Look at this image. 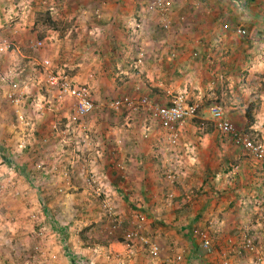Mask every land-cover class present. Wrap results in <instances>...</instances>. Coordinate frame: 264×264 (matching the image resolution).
Segmentation results:
<instances>
[{"label": "rangeland", "instance_id": "1", "mask_svg": "<svg viewBox=\"0 0 264 264\" xmlns=\"http://www.w3.org/2000/svg\"><path fill=\"white\" fill-rule=\"evenodd\" d=\"M218 11L239 15L234 22L221 17L224 33L241 41L249 35L248 24L257 23L260 41L264 0H0V264H264V194L239 196L242 206L252 208L242 212L261 224L231 230L233 224L223 223L234 204L219 215L220 224L204 217L216 212L197 209L199 198L209 199L210 187L190 172L196 161L185 167L182 158L189 150L182 144L190 137L187 125L202 104L186 92H169L158 103L148 76L152 50L160 45L168 48L166 57L176 58L185 31L201 27L199 14L206 19ZM191 52L200 57L199 50ZM64 84L88 90L93 106L86 114H78V100ZM177 99L199 110L177 123L174 136L152 107ZM157 122L164 132L161 161L153 164L151 158L145 165L131 141L148 140L147 124ZM232 123L264 146L261 130ZM215 127L220 138L255 160L253 171L263 179L252 182L264 187V159ZM190 148L189 155L197 153ZM234 164L226 160L222 168ZM128 168L135 174H125ZM9 187L10 194H2ZM203 187L208 188L201 193ZM218 196L216 204L227 197ZM21 202L27 210L8 208ZM191 219L187 239L184 225Z\"/></svg>", "mask_w": 264, "mask_h": 264}, {"label": "crops", "instance_id": "2", "mask_svg": "<svg viewBox=\"0 0 264 264\" xmlns=\"http://www.w3.org/2000/svg\"><path fill=\"white\" fill-rule=\"evenodd\" d=\"M247 2H245V5L248 4ZM227 13L229 12L218 11L212 15L210 14L206 19L199 14V23L201 27L197 28L196 32L189 29L186 30L185 32L188 38L183 36L182 39H180L178 43L180 46L179 49L178 44H173L178 49L176 51L178 54L176 58L171 59L170 56L166 57L165 54L168 53V48L166 49L159 45L158 51L152 50L149 53V60L147 62L151 64L148 76L152 80L150 85L155 91L152 90V95H156V101L158 103L161 102L163 104L169 92H186L188 95L194 97V100L201 102L202 107L200 115L195 117L194 121H192V119L187 125L186 131L190 137L187 139L183 138L182 144L184 147H189V150L182 158H184L185 167L189 162L196 161V165L189 169L190 172L196 174L198 177L203 176L204 182L210 187L209 199L201 200L199 198L198 202H196L197 209L204 210L215 208L216 212L211 217V213H206L204 217H207L213 224H220L224 221H222L219 215H226L227 212L225 213L224 210H229L231 205L234 204L232 211H230L229 219L226 220L227 223H223L227 226L233 224L231 230H234V228L239 225H255L256 223L261 224L262 220L264 221V217H262L261 221L249 220L248 214H244L242 211L246 212V210L252 208L250 206L248 208L242 206L241 199L239 200L240 195L246 197L257 194L263 195V185H261V183L255 185L254 182H252V178L262 180L263 177L260 171H253L252 166L258 167L253 158L249 159V156H247L240 147L236 146L232 140L220 138L218 136L219 130L215 127V120L211 115L210 108L217 105L216 103L223 104L225 107V110L223 109L224 116H226L228 120L235 122L239 127L246 126L261 130L264 137V38H262L264 37V32L262 33L261 31L262 37L259 41V38L256 37L254 33L258 28L257 23L251 26L249 23V35L244 37L241 41V38L233 36L234 34L230 31H225L226 33H224L221 28L222 16L224 17L227 15V19L229 18L231 22L235 20L238 21L239 19L238 14L230 17ZM202 23L204 24L202 25ZM251 24H253V22H251ZM261 28L264 31V25H261ZM253 38L255 41H253ZM192 49L199 50L200 57L198 59L192 55ZM256 99L257 101L254 103L253 101ZM209 101L214 105L208 107L206 104L209 103ZM144 108V111L150 110L147 106H144ZM248 110H250V113H253V118L247 116ZM117 119H119V114L115 116L113 119L115 121H113V123L116 122ZM1 121L6 128V119H1ZM159 122H157V124H147L150 131L147 133L149 134L148 140L142 139L137 143L131 137L129 138V140H133L131 143L135 144L129 145L138 150L140 154L138 156L139 162L145 163V165H150L152 163V161H150L151 158L154 159L153 164L161 161L157 156V152L164 140L161 136L163 127ZM196 130H200L199 137L194 136ZM191 145L197 149V153H193L194 155L188 154L193 152L190 148ZM123 147L124 144H121V146L118 147L120 148L119 151L123 149ZM227 148L232 149L230 153L225 152ZM154 152L156 155H153ZM155 156H157L158 159H155ZM226 160L235 162L234 165H236V167L232 165L228 168H222ZM4 166V175H8L6 165ZM152 167L155 170V167ZM126 170L127 172H125V174L127 175H130L131 171L133 173L136 171L131 168ZM154 170L152 174L155 175L156 171ZM226 171L229 172V175L225 174ZM238 177V181L241 182L242 185H237L236 181ZM207 178H211L212 181ZM226 178L228 179L227 181H225ZM206 188L208 187H203L200 190L201 193H203V190ZM7 189L4 188L2 194H4V192L10 194L11 187ZM27 190L26 186L23 191L27 192ZM155 190H158L157 187ZM191 191L190 189L187 192ZM141 192L146 193L144 185L141 186ZM214 193H216L215 196L213 195ZM218 195H225L227 197L222 196L221 199L223 201L216 204L215 198H217ZM211 198H213V200H211ZM187 202L188 204L191 203L190 201ZM25 206L27 207V205L22 202L16 203L14 206L10 203L8 208L10 210H13V208H15V210H27L28 208ZM180 206V204H177V209L181 208ZM196 216H200V211ZM192 223H194L193 219L187 221L184 225L186 226L184 235L186 238L190 234L189 232L187 233V227L192 225ZM225 232L224 229L223 234H225ZM262 238L264 240V237ZM64 252L65 254L71 255L73 258L80 257L79 255H75L68 251L66 252L65 250ZM72 261L75 262L76 260L74 261V259H72ZM201 263L213 264V261L208 262L202 260Z\"/></svg>", "mask_w": 264, "mask_h": 264}, {"label": "built area", "instance_id": "3", "mask_svg": "<svg viewBox=\"0 0 264 264\" xmlns=\"http://www.w3.org/2000/svg\"><path fill=\"white\" fill-rule=\"evenodd\" d=\"M62 89L66 90L70 95L74 96L78 100V114H86L93 106L91 99L89 98V92L85 87H68L64 84L62 85ZM152 110L155 118L160 120L161 125L169 129L172 135L176 136L177 132H175V129H177V123H180L187 118L196 116L199 106L197 104H183L182 99H177L171 105L152 107ZM210 112L219 129L232 134L234 138L241 140L247 150L253 152V154L258 158L264 159V146L253 142L251 138H247L245 135L238 132L234 124L224 116V111L220 106L215 105L211 107ZM201 234L204 236L203 233ZM203 239L205 245L209 244V240L207 238Z\"/></svg>", "mask_w": 264, "mask_h": 264}, {"label": "trees", "instance_id": "4", "mask_svg": "<svg viewBox=\"0 0 264 264\" xmlns=\"http://www.w3.org/2000/svg\"><path fill=\"white\" fill-rule=\"evenodd\" d=\"M47 20H48L49 23L51 22L52 24H53V22H54L52 19H49V18H48ZM247 116H248L249 118L252 117V114L250 113V110L247 111ZM252 118H253V117H252ZM191 232H192V230L190 231V235H191Z\"/></svg>", "mask_w": 264, "mask_h": 264}]
</instances>
